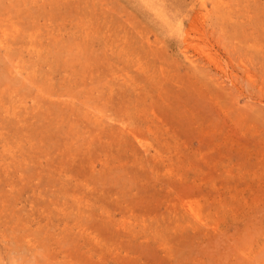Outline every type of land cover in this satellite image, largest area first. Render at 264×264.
I'll return each instance as SVG.
<instances>
[{
	"label": "rangeland",
	"instance_id": "rangeland-1",
	"mask_svg": "<svg viewBox=\"0 0 264 264\" xmlns=\"http://www.w3.org/2000/svg\"><path fill=\"white\" fill-rule=\"evenodd\" d=\"M0 264H264V0H0Z\"/></svg>",
	"mask_w": 264,
	"mask_h": 264
},
{
	"label": "bare ground",
	"instance_id": "bare-ground-1",
	"mask_svg": "<svg viewBox=\"0 0 264 264\" xmlns=\"http://www.w3.org/2000/svg\"><path fill=\"white\" fill-rule=\"evenodd\" d=\"M202 37V36H201ZM197 38V37H196ZM191 41V40H190ZM193 41V40H192ZM197 46V45H196ZM198 48V47H197ZM213 59V58H212ZM208 61V60H207ZM221 70V69H220Z\"/></svg>",
	"mask_w": 264,
	"mask_h": 264
}]
</instances>
